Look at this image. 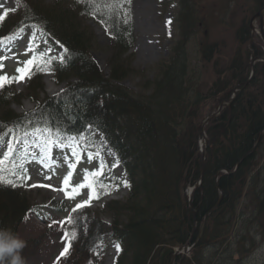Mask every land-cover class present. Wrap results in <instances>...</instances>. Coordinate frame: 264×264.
Here are the masks:
<instances>
[{"label": "trees", "instance_id": "obj_1", "mask_svg": "<svg viewBox=\"0 0 264 264\" xmlns=\"http://www.w3.org/2000/svg\"><path fill=\"white\" fill-rule=\"evenodd\" d=\"M17 1L19 15L7 28L37 23L44 33L52 35L64 48L61 56L67 57L63 64L54 59L52 72L59 78L64 75L68 85L24 115L8 108L12 97L6 87L0 89V140L11 129L18 135L43 127L47 119L58 121L73 133L95 129L119 158L129 188L124 201L105 206L124 212L122 223L114 218L106 225L98 214L72 215L66 231L76 235L65 264H89L92 254L102 255L107 233L119 244L114 264H171L174 248L189 239L195 221L192 241L196 240L205 215L217 204L190 255L180 264H215L219 251L226 254L220 264L233 257L239 264L256 245L251 229L264 238L262 63L255 64L254 75L245 84L251 50L253 56L263 54V45L252 37L249 22L264 0H179V40L148 81L145 93L124 87L120 81L127 75L116 66L135 41L131 0L56 2L70 11L66 13L32 0ZM74 12L85 20L93 19L112 39L108 75L93 60L90 39L79 30ZM226 30L231 32L235 49L229 61L220 66L214 60L222 54L220 42L212 37L216 31ZM199 34L200 61L211 73H197L188 62L186 46ZM42 74L34 70L28 79L29 92L41 87ZM236 85L239 90L231 105L205 125L209 144L201 185L193 196V216L183 191L199 178L198 127ZM14 172L22 174L19 168H12L10 157L0 175L16 187L0 183V228L21 237L20 226L37 205L25 195L23 181ZM41 237H21L26 241L24 258L38 252Z\"/></svg>", "mask_w": 264, "mask_h": 264}, {"label": "rangeland", "instance_id": "obj_2", "mask_svg": "<svg viewBox=\"0 0 264 264\" xmlns=\"http://www.w3.org/2000/svg\"><path fill=\"white\" fill-rule=\"evenodd\" d=\"M58 0H32L36 5L47 7H56L62 9L63 12H70L67 8H63ZM69 0H66L67 3ZM64 2V3H65ZM132 18L134 23V36L135 41L130 49L122 56L119 65L116 66L123 68V73H126V77L120 81V83L136 93H145L147 90V83L150 81L156 73H158L159 65L164 62L168 57L171 49L177 44L179 40V30L176 23V17L179 11V0H131ZM12 9L10 2L4 0L0 1V16H4L5 11ZM65 12V13H66ZM74 19L79 24V30L84 32L85 36L90 39L91 56L99 65L101 71L108 75L111 70L109 59L113 55V41L97 25L93 24L89 20L81 18L77 12L72 13ZM257 26V23L254 24ZM35 33V41H33L34 47H39L36 51H41L45 54L51 55L57 51L56 46L51 40L43 38L38 31H35L31 27L27 29L26 38H20L17 42L12 43L10 46L15 45L10 51L6 49L2 52L1 58L7 61L9 66L13 69L21 62L29 59L31 52H28L30 37ZM199 38L200 34L191 38L186 46V53L188 62L197 73H211L210 67H204L200 61L199 52ZM213 39L220 42L219 50L222 54L215 57L214 60H218V64L223 66L229 61L232 53L235 49V43L232 39L230 31L219 32L216 31ZM259 40V39H258ZM47 41V43H45ZM51 49V51H48ZM1 53V49H0ZM0 59V63H2ZM6 59V60H5ZM117 63V62H116ZM7 71L12 73L14 70ZM41 83L44 87V93L39 95V100L45 96L59 91L60 86L52 80L50 76L41 79ZM14 91L17 92L16 97L20 96V101H13L10 105V109L15 113H22L26 110H31L36 101L35 89L34 92L27 90L26 80L18 82L14 87ZM86 141L90 144V147H84L81 144V159L79 163L76 162V158L72 156L71 151L68 149H59L55 146L52 150V159L45 161L50 164V167H45L44 164L38 162V160L32 159V153L35 152L37 158L39 157V149L36 148L31 142L29 143V149L27 155H25L24 143L22 142L18 150L28 159V175L29 179L25 184V195L29 200L40 206L39 215H33L25 222L21 228V237H35L42 235L41 247L36 255L28 254L25 257L26 264H65L66 255L61 257L60 252L67 244L66 240L62 237L64 232L60 226V222L68 219L70 213L75 208L76 204L82 203V201L88 199V189H81L80 195L75 199L67 198L59 189L63 186L62 181L65 175L70 171L68 165L70 163L75 164V171L72 174V185L79 184L83 181V172L88 170L89 172L96 170L99 167L101 158L106 165L104 169V176L100 177V180L107 182L112 177L124 181L125 175L122 168L118 165L114 154L101 148L102 140L95 132H90L84 135ZM30 138H33L30 136ZM5 147V144L0 146V153ZM99 151L100 157H97L95 153ZM88 152L93 154L91 162L88 160ZM67 157V159H65ZM115 165V166H113ZM51 177V179H45V177ZM31 185H37L32 187ZM40 185H51V187H41ZM55 189V190H53ZM71 190L70 188L68 189ZM127 196L126 189L115 190V192L108 199L123 200ZM108 199H103L107 201ZM103 201L100 203L94 202L85 206L78 211L91 210V212H98L100 218L110 224L114 218H117L118 223L124 221V212H118L117 210L103 209L101 211ZM86 209V210H85ZM121 213V214H120ZM55 221L56 223H53ZM51 225V227L49 226ZM48 233L45 232L49 228ZM45 229V230H43ZM255 229H251V233L255 236L256 245L254 249L242 257L239 264H264V238L255 233ZM105 245L107 251L104 254L103 260L100 261L96 255L91 258L90 264H106L109 258L115 256L117 249L115 243L109 236L105 237ZM226 257V254L219 251V254L215 256L220 262ZM237 258L233 257L231 261L225 260L223 264H236Z\"/></svg>", "mask_w": 264, "mask_h": 264}, {"label": "snow or ice", "instance_id": "obj_3", "mask_svg": "<svg viewBox=\"0 0 264 264\" xmlns=\"http://www.w3.org/2000/svg\"><path fill=\"white\" fill-rule=\"evenodd\" d=\"M90 2V0H89ZM4 19V16H0V21ZM103 22V21H101ZM8 39H11L9 37ZM35 33L30 37L29 40V46L27 51L34 53L31 58L25 60L22 62V67H17L16 72L19 73L18 76H12L9 77L7 74L0 75V89H2L5 84H11L13 82H21L24 81L25 78L31 79L32 75L35 71L40 72H51L52 68L51 65L53 63V60L55 57H48L45 58V53L41 52L39 54H36V49L39 47L36 45L33 46V41H35ZM47 43V41H45ZM61 47H63L61 45ZM48 51H51V49H48ZM65 52H67V49H65ZM2 59V58H0ZM67 60V57L61 56L59 58V61L61 64L65 63ZM4 65L0 63V70H2ZM31 135L33 137L31 143L39 149V157L37 158V155L35 152L32 153V159L38 160L39 163L44 164V166L50 167L51 165L48 163H45V161H50L52 159V150L55 146L59 149H68L71 151V154L73 157L76 158V162L79 163L81 159V144H83L84 147H90V144L86 141L85 136L83 135V131L80 130L78 132H71L68 127L61 126V124L58 121H54L52 119H47L44 121L43 127H35L29 133L28 131H25L23 136V143L25 145V155L28 153L29 149V140L28 137ZM14 139H18L15 138ZM8 151L3 155V158L0 159V171H3L4 165L6 161H9L12 153L14 152V144L12 141L8 142L7 145ZM97 157H100V152L97 151L95 153ZM67 159V157H65ZM93 159V154L91 152H88V160L91 162ZM115 166V165H113ZM19 168L21 170L22 174H16L15 172L13 174L17 175V179L21 180H28L30 177L27 175H24L23 173H27V169L24 167L23 158H21V163L17 165L15 161H12V168ZM70 171L67 175L64 176L62 184L63 186L59 189L64 193V195L69 199H75L76 196L80 195L81 189H88V199L82 201V203L76 204L75 208L72 210L73 212H76L78 209H81L85 206H88L93 199H98L100 193L97 191V188L105 189L107 186L102 183L100 180V177L104 176V169L106 165L103 163V160L101 158V162L99 164V167L96 170H93L89 172L88 170H84L83 172V181L79 184L72 185V174L75 171V164L70 163L68 165ZM45 179H51V177H45ZM0 183H6L11 185L12 187H16V184L12 180H6L3 175H0ZM32 187H36L37 185H31ZM41 187H51V185H40ZM125 186H127L125 182ZM71 189L70 191L68 189ZM55 190V189H53ZM69 223H71V217H69L68 220ZM53 223H56L53 221ZM51 227V225H49ZM60 226L63 228V222H60ZM75 232L69 234L68 231H64V235L62 237L63 240H66L68 243L65 245L63 250L60 252V256H65L68 251L69 247L71 245V242L73 239H75ZM117 251H119V245H116Z\"/></svg>", "mask_w": 264, "mask_h": 264}, {"label": "water", "instance_id": "obj_4", "mask_svg": "<svg viewBox=\"0 0 264 264\" xmlns=\"http://www.w3.org/2000/svg\"><path fill=\"white\" fill-rule=\"evenodd\" d=\"M256 18H258V20H259V33H260V36H261V38H262V40H263V42H264V7L261 8V9H260V10H259V11H258L253 17H252V19H251V24H250L251 29H253L252 22H253V20L256 19ZM259 59H261V61L263 62V66H264V54H263L262 56H259V57L255 58L254 60H252V62H251V65H252V74H253V72H254L253 63H254L255 60H259ZM251 77H252V76H251ZM251 77H250V78H251ZM235 97H236V90L233 91V95L229 98V100H228L227 102H222V103L218 106L217 110H216L214 113H211V114L205 116L204 119H203V121H202V123H201V125H200V133H201V135H202V137H203V140H204V142H205V147H204V149H203V151H202V153H201L200 178H199V181L197 182V184H196L195 187H194L195 190L198 189L199 186H200V184H201V180H202V176H203V172H204V163H205L206 148H207V145H208V139H207V137H206V135H205V133H204V126H205V124H206L209 120H211L212 118H215V117H217V116L219 115L220 110L224 107V106H223L224 104H226V105H230L231 102L234 100ZM192 199H193L192 197L189 199V207L191 208L192 212L194 213V209H193V206H192ZM216 206H217V205H215L214 207H212V209L209 211V213H211L212 211H214L215 208H216ZM209 213H208V214H209ZM193 232H194V230H193ZM190 242H191V238L188 240L187 243H185L183 246L179 247V248L176 250V252H175L174 255H173V260H174L175 256H176L178 253H182V258H183V257L187 254V252H189V250H190V248H189V247H190V246H189V245H190ZM173 260H172V262H173Z\"/></svg>", "mask_w": 264, "mask_h": 264}, {"label": "clouds", "instance_id": "obj_5", "mask_svg": "<svg viewBox=\"0 0 264 264\" xmlns=\"http://www.w3.org/2000/svg\"><path fill=\"white\" fill-rule=\"evenodd\" d=\"M26 241L8 228H0V264H26L22 255Z\"/></svg>", "mask_w": 264, "mask_h": 264}, {"label": "bare ground", "instance_id": "obj_6", "mask_svg": "<svg viewBox=\"0 0 264 264\" xmlns=\"http://www.w3.org/2000/svg\"><path fill=\"white\" fill-rule=\"evenodd\" d=\"M263 67H264V66H263ZM203 143H204V142L201 141V147L203 146ZM254 149H255V147H254ZM187 192H189V191H187ZM111 259H112V257L108 259V261L106 262V264H111V262H112Z\"/></svg>", "mask_w": 264, "mask_h": 264}]
</instances>
